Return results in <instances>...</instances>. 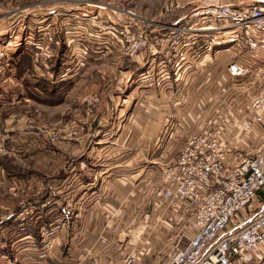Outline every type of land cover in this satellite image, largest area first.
Returning a JSON list of instances; mask_svg holds the SVG:
<instances>
[{"label": "crops", "instance_id": "crops-1", "mask_svg": "<svg viewBox=\"0 0 264 264\" xmlns=\"http://www.w3.org/2000/svg\"><path fill=\"white\" fill-rule=\"evenodd\" d=\"M223 2L264 5V0ZM200 43L167 53L141 52L135 65L123 67L116 46L99 59L87 44L89 64L72 80L53 84L54 98L42 103L47 122L63 128V139L55 143L34 138L33 131L12 132L18 113L0 118V152L13 154L18 166L30 170L18 178L0 168V189L17 191L15 197L28 182L27 194L8 203L17 210L0 205L10 212L0 222V264H123L132 254L137 264H158L178 244L179 221L185 223L188 215L182 214L184 206L178 211L162 198V170L175 163L180 134L194 133L191 127L179 131L184 106L192 109L184 112L186 122L205 121L199 130L211 122V98L229 76L223 52L234 49L228 41L198 54ZM12 78L8 87H16L4 91L0 109L17 104L16 65ZM92 94L94 105L86 99ZM26 203L35 211L20 229L15 217ZM48 228L55 235L45 252L42 231Z\"/></svg>", "mask_w": 264, "mask_h": 264}, {"label": "built area", "instance_id": "built-area-1", "mask_svg": "<svg viewBox=\"0 0 264 264\" xmlns=\"http://www.w3.org/2000/svg\"><path fill=\"white\" fill-rule=\"evenodd\" d=\"M80 1L76 6L45 12L36 29L25 22V18L30 19L28 12L24 13L26 8L16 7L0 14V102L13 81L10 58L24 49L32 53L33 68L54 82L72 80L87 64V44L93 45L100 59L111 46L131 58L141 52L167 53L199 40L197 53L201 54L218 43L231 41L233 59L227 73L233 78L249 71L236 59L241 51L264 54V5L168 0L165 13L175 9L186 12L181 21L166 22L164 14L144 15L123 5ZM50 14L53 22L48 18ZM67 33L69 37L63 39ZM61 38L69 55L63 53L66 60L53 74L51 60ZM86 99L88 103L96 101L94 94ZM263 128L264 81L248 98L237 125L224 127L220 122H210L188 135L175 163L162 170L161 190L162 198L173 203L176 210L184 206L182 214L187 213L188 218L183 224L179 221L178 244L158 264H264V142L253 148L247 142L255 140ZM47 132L50 134L51 129ZM34 211L35 207L26 203L16 213L20 229ZM7 216L1 214L0 222ZM42 235L46 240L43 250L47 252L55 231L44 229ZM183 237L186 240L181 246L179 240ZM137 262L132 254L123 264ZM37 264L46 263L42 260Z\"/></svg>", "mask_w": 264, "mask_h": 264}, {"label": "rangeland", "instance_id": "rangeland-1", "mask_svg": "<svg viewBox=\"0 0 264 264\" xmlns=\"http://www.w3.org/2000/svg\"><path fill=\"white\" fill-rule=\"evenodd\" d=\"M103 2V3H112L116 5H123L124 7L133 8L135 11L140 12L144 15H151V16H160L162 14L164 21L166 22H179L182 20L183 15L185 14V10L183 9H175L172 12L165 13L164 6L168 0H86V2ZM64 2V4H62ZM82 1L80 0H0V14H3L5 12H8L16 7L20 8H26L24 10L25 12H28V17L30 19L25 18V22L28 21V25H30L32 28L34 27L36 29L37 25L41 22L42 18L41 16L45 12L54 11L55 9H58L62 6H76L80 4ZM45 16V15H44ZM51 22H53L54 17L52 14H50V17H48ZM216 35V34H211ZM226 36H229V34H226ZM216 36H214V39ZM62 38L60 39V45L54 49L55 52H53V57L51 62L54 63L57 61L56 55L58 50L61 49L63 52H68V48H66L65 43L62 42ZM215 41H217L215 39ZM66 48V49H65ZM21 51V50H20ZM25 51L22 50V52ZM88 55H86L87 58V64L83 66H87L89 64V60L92 59L91 57V51L88 50ZM21 53V52H20ZM27 56L25 60L23 61L22 65L17 68V74L19 76V79H17V82L19 83L17 88L19 92V96L17 99V104L15 106H6L2 109H0V118L4 120L7 118L11 113H18L14 116L12 121L13 131H33L34 138L41 139L42 141H46L47 144H52L58 141V138L63 139V135L60 134V130L63 128H60L57 123H51L47 122L48 114L45 110L42 108L44 107L42 103L46 99L54 98L55 92L51 93L49 95L50 88L55 90V85L58 82H54L50 77H44L41 76L40 72L38 73L37 70L33 68V56L31 51L27 50ZM242 53V54H241ZM241 55L239 54L238 61L242 62L243 64L247 65L249 71L244 76L241 77H230L225 81L224 88L223 85H221V91H218V93L215 96H212L211 98V122L212 123H218L224 127H227L229 124L231 125H237L238 121L243 117L245 107L248 101V98L251 96L253 92H255L258 87L261 85V83L264 81V54L263 53H251L250 51H241ZM223 59H226V62L229 63L231 59H233V48L228 47V49L223 52ZM120 57V67L123 66H132L135 65L136 62H134V57H126L119 53ZM19 58V51L13 54L10 58L11 61V70L9 73L14 74V66L16 65V62L18 63ZM64 59V56L60 59V62ZM91 61V60H90ZM60 62H59V68H60ZM107 63V61H104ZM52 64V63H51ZM54 65V64H52ZM21 70V72H20ZM51 71L53 74H56L57 72H53L52 68ZM49 73H45L44 76L48 75ZM133 77V76H132ZM136 77V76H135ZM70 81V80H68ZM66 82V81H61ZM16 86H9L8 88H15ZM29 96V102L25 101L23 98ZM96 100L97 96L95 95ZM58 102L57 100L53 101L51 100L50 104H55ZM96 101H93L92 103H95ZM47 103V102H46ZM92 103H89L90 105H94ZM185 108V109H184ZM182 108L183 110L180 111V121L178 124V128L180 133L183 132V130L186 128L188 129L191 127V132H197L201 125L204 124L203 121H199V125L197 123H191L186 122V116L184 115V112H191V107H185ZM209 108V107H208ZM223 117V121H220V118ZM38 118H41L45 121H41ZM216 120V122H215ZM21 123V125H19ZM23 123V125H22ZM47 127V128H46ZM47 129H51L50 134L47 132ZM38 135V136H37ZM186 134H180V145L179 149L183 146V143L186 140ZM244 140L247 141V137H243ZM255 140H249L248 146L250 148L256 147L262 142H264V128L263 131L260 132V134L254 138ZM54 146V145H51ZM17 157H15L11 153H7L4 150L0 152V168L3 169L2 172L8 176V177H17L18 178H26L27 172H30V170H24L21 166H18L17 163ZM26 185L24 186V192H20L17 197L14 195H17L15 191L9 190V192H6V188L3 190L0 189V205L7 206L9 209L14 210L18 207H16V204L14 207L9 206L8 203L15 202L17 198L19 197L21 199V196L28 192V187L26 181H24ZM27 190V191H26ZM25 194V195H26ZM29 194V193H28ZM13 195V196H12ZM15 197V198H12ZM20 202V201H19ZM17 203V205L19 204ZM16 203V202H15ZM257 204V203H256ZM21 210V205L18 211ZM17 211V212H18ZM12 212V211H11ZM8 210H2L0 207V215L1 214H9Z\"/></svg>", "mask_w": 264, "mask_h": 264}, {"label": "trees", "instance_id": "trees-1", "mask_svg": "<svg viewBox=\"0 0 264 264\" xmlns=\"http://www.w3.org/2000/svg\"><path fill=\"white\" fill-rule=\"evenodd\" d=\"M26 52H27V50H25L23 52L19 51V58H18L19 61H18V63L16 62V69L19 66H21L23 61L25 60V58L28 57ZM62 56H63V50L62 49L60 51L58 50L57 55H56L57 61L55 63L52 61V64H54L51 66L53 72H57V70L59 69V62H60V59L62 58ZM20 72H21V70H20ZM53 92H54V89L50 88L49 95Z\"/></svg>", "mask_w": 264, "mask_h": 264}]
</instances>
